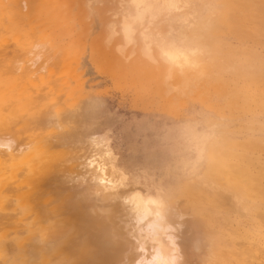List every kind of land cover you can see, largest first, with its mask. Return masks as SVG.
Masks as SVG:
<instances>
[{"label": "bare ground", "instance_id": "obj_1", "mask_svg": "<svg viewBox=\"0 0 264 264\" xmlns=\"http://www.w3.org/2000/svg\"><path fill=\"white\" fill-rule=\"evenodd\" d=\"M41 1L0 0V13L5 16L1 15L3 19L0 20L8 23L6 25L0 22L7 26L0 28H8L6 31L22 30L20 34L16 32L20 37L12 34V30H3L6 34L0 31L1 37L5 36L4 41L14 37L18 42L17 38L27 40L32 36L34 41L44 34L50 35L49 38L53 35L57 40L61 38L62 35H55L54 28L61 27L60 31L63 32L69 24L62 27L55 22L57 25L47 24L48 29L31 26L41 22V19L34 21L40 12ZM108 1L102 13L116 8L118 10L110 14L104 13L103 16H99V11L96 10V7L101 8L98 4L103 3V0H46L44 3L55 11L63 3L72 6L76 9V23L83 28H90L92 22L105 27L104 48L109 60L116 65L136 67L145 64L155 71L161 69L162 72L150 73L158 79L157 91L168 101L177 96L179 100L181 95L192 93L198 86L213 81L216 73L220 72L215 70L216 64L211 60L216 59L217 53L215 56L209 55V45L215 39L210 32L218 22L227 24L226 22L234 21V18L228 16L224 19L221 17L227 2L215 0L211 5H206L204 0ZM42 14L46 15L45 12ZM45 15L42 19L44 23L47 18ZM159 15H164L168 22L164 38L158 37L159 33L156 34L150 27ZM64 17L68 18V14ZM52 18L57 19L53 15ZM63 20L65 22V18ZM237 21L243 20L237 16ZM171 22H175V26ZM24 26H31L30 31ZM71 29L68 31V39L72 35ZM44 30L46 32L43 33ZM73 39L70 38L69 42ZM116 40L120 42L115 43ZM20 41L23 44L25 42ZM45 42L43 45L39 43L42 45L40 48L38 43L31 42L30 48L25 43L26 48H22L20 55L23 57L25 51L30 55L25 54L29 58H21L22 61L17 57L13 59V50L10 54L12 58L4 57L6 43L1 48L4 53L0 54V58L4 63L0 61L3 63L0 72L10 73L6 76L0 73V143L14 140L15 144L11 146V153L0 152V263L137 264L141 258L149 260L155 254L153 249L159 245L151 239L148 226L158 222L168 229L166 234H161L158 229L155 233L159 244L163 245L162 252L174 255L175 264H183L186 259H180L185 258L183 255H187L188 248L186 244H182V256L179 253L176 256L173 251V248H177L173 240L174 234L170 231L175 228L172 225L175 216L182 218L179 221L181 223L188 221L189 213H194L196 217L200 215L199 218L205 222L204 225L197 222L198 226H203L200 225L198 229L202 228V231L199 229L202 238L200 241L202 243L203 240L205 245L202 250V256L205 257L202 259L200 256L203 261L199 259L201 264H264V162L254 160L256 164L252 167L251 152L245 149L235 152V146L239 149L248 143L234 142L225 135L228 130L223 127L215 137L205 139L214 128V123H207L203 119L200 131L206 134L199 132L197 128L192 129L200 143L197 152L195 149L194 158L175 159L178 163L182 162L185 171L182 170L181 175L169 181H157L150 187L142 180L147 176L149 162L126 161L125 166L118 163L110 144L109 129L102 130L110 122L92 118L91 102L78 105L75 89L60 88L63 84L58 87L56 77L39 74L45 72L43 67L47 64L44 60L49 54H53V63L62 55L66 59L71 58L66 53L69 51L66 48H70L67 44L69 42L63 44L67 46H62L64 51L59 49L61 42L54 43H59V48L56 47L59 53L55 48L46 50L48 44ZM38 49L48 53V56L44 54L43 59ZM48 49L55 51L58 56ZM32 50H36L34 55L33 52L30 53ZM245 51V45L240 43L237 53L242 69L247 59ZM222 53L229 57L227 52ZM262 55L264 56V51L257 53L258 57H263ZM38 56L40 62L36 59ZM48 58L51 59L52 56ZM45 61L48 62V59ZM61 61L58 60L56 64L59 65ZM64 61L61 63L64 64ZM66 62L68 63L65 61V64ZM63 66L64 70L65 65ZM221 68L228 72L226 67ZM38 79L43 83L40 88L27 87V83L35 84ZM62 81L65 79L62 78ZM85 89L87 88L78 90L79 95L88 100L94 90L91 85ZM138 111L171 115L169 110L162 112L142 108ZM99 130L101 131L97 132ZM208 141L210 158L206 161L204 149ZM256 141V146L264 153V140ZM145 207L148 215H145ZM157 211L160 213L158 221L154 215ZM223 229L230 231L226 233ZM232 234H236L235 238L238 240L232 241ZM168 237L172 238L171 241ZM141 244L144 251L140 250ZM254 250H258L261 256L254 255Z\"/></svg>", "mask_w": 264, "mask_h": 264}, {"label": "rangeland", "instance_id": "obj_2", "mask_svg": "<svg viewBox=\"0 0 264 264\" xmlns=\"http://www.w3.org/2000/svg\"><path fill=\"white\" fill-rule=\"evenodd\" d=\"M42 1H41L42 4H40V6L41 5L42 6L41 7L39 6L40 12L37 13L36 19L34 20L35 22H37L41 19V22L35 23L33 21L35 24L31 23L32 24L31 26L32 27L37 26L38 27V28L36 27L37 29H39V27L41 28V26L43 27L41 29H48V26H46L47 24L49 26L58 24V26H62V27H64V25L69 24L70 26L67 25V29L68 26L70 29L71 27L73 29V30L71 29L70 32V35L72 33L73 36L71 35L72 37L71 36L69 37V39L71 38V40L72 38H74L73 41H71L72 44H69L71 42H69L68 39L69 36L68 31L70 29H68V31L67 29L66 30L64 29V31L61 32L60 31L62 30L61 27H55L54 28V31H56L55 35L58 37L62 35L59 40L54 39L55 36L53 35H51V38H49L50 35L48 34L42 35L41 38L43 40L41 38L36 40L34 37L36 41L35 40L32 41L33 36L28 37L30 40L28 38L27 40L26 38L22 39V37L21 39L17 38V40H19L18 42L14 37H12L11 39L10 37L7 38L10 41L14 39L12 41L15 43L14 44L12 42H9L7 39L4 41L5 39L4 35H3L4 37H1L3 30L5 32H10L12 29L6 31L8 30V28L7 29L0 28L1 29L0 31H2L0 32V39L2 38L1 40L3 41L1 42L0 40V43H2L0 45V50L2 46L4 48L5 43L8 44V45L5 44L6 53L10 50V53L9 54L7 53L8 55L4 53V49H2L3 51L1 50L2 52L0 51V54L2 55V53H4L3 54L4 57L8 56L12 58L14 56L13 59H16L17 57V59L20 58L19 60L22 61V59L26 60L27 58H29L28 55H27L28 57L25 56V54L28 53V52L26 53V51L24 54L25 57L24 56L22 57V55H20L22 54L20 52L23 51L22 48L24 47L25 43H26L25 46L27 47L30 44H32L31 42L38 43L39 45V43L42 44L44 41H46L45 43L48 44V47L46 46V50H47V48L56 49V47H58L59 43L61 42L62 44L60 43L59 46L60 48L59 47L58 48L63 50V48L67 47L66 45L63 46V44H66V41L69 42L67 44L68 47L70 46V48H66V50L69 49V51H66V53L68 52L67 57L70 56L71 58H67L68 59L67 60L66 57H64L65 55H62L64 59H62L63 58L62 56H59V59L56 57V59H58L59 61L60 59L62 61L64 60L68 61V63L66 62V64L65 61L64 64L61 63L62 62L61 61L60 62L61 64L58 62L59 63L58 65L56 64L58 60L55 61V63H53L54 61V60L52 61L53 54L52 55L49 54L48 56V53L45 54L46 52L43 53V51L41 52L38 49L42 53V58L45 57V55H47L48 57L52 56L51 59L45 57V60L48 59V62L50 63L44 60V63L47 64V66L45 64L44 65L47 68L43 65L44 66L43 70H45V72H41L39 74L43 75L44 77H49V76H51L50 78L56 77L59 83L58 87H60L62 84L63 85L65 84V86L62 85V87L60 88L66 87L67 89L70 88L75 89L74 95L76 101H78V105H84L91 102L90 104L92 107L90 109H91L92 118L97 121L108 120L110 122V125L108 127L106 126L103 127L102 130L109 129L108 136L110 138V144L117 155L118 163L120 165L125 166L126 161L127 162L140 161L142 163L149 162L147 165L149 166V168L147 167L148 170L146 169L147 176L144 179L142 178L143 183L148 184L151 187V185L157 181H162V180L169 181L173 177L179 176L182 174V172L185 171V169L182 167L181 164L182 162L178 163L179 161H176L175 159L179 160L181 158L182 159L194 158L195 149L197 152L200 143L197 140L196 134L192 132V129L194 130V128H197L198 131L202 133L203 131L200 130L202 129L201 121L203 119L207 121V123L209 122L214 123V128L208 132L209 135L205 136V139H207L206 137L211 139L210 136L215 137L216 134L220 133V128L223 127L224 129L228 130V134L225 133V135H228L230 138H232L234 142L243 141L245 143H248L243 148H239V149H237L235 145L234 146L236 153L242 152L241 151L242 149L251 152L252 161H253L252 167L256 164L254 160L257 161L259 159V161L264 162V157H263L264 153L262 150L259 149V146L258 147L256 146L257 144L256 142H258L256 140L259 139L260 141L264 140V63H263L264 56L263 55H262L263 57L257 56V53L259 54V51L261 53L264 51V0H222L224 3L227 2V7L226 9L222 10L223 12L221 17L224 19L225 17L228 16L234 18V21L232 23L226 22L227 24H224V22L223 23L218 22L214 27H212L210 32L211 33L210 35L213 36L215 39L211 41L212 43L209 45L210 48L209 55L215 56L214 54L217 53L215 56L216 59H211V60L216 64L215 70L220 72H217L218 75L216 73V76H214L213 81L198 86L197 88L194 89L192 93L187 94L188 96L181 95L182 97L180 96L181 98L179 100L177 99L179 98L177 96V98L174 97L173 100L171 101H168L167 98L163 97L162 93H159V91H157V87H159V85H157L158 79L156 78V76H153L150 73V72H162L161 69L155 71L149 68L145 64H143L142 66L138 65L136 67L116 65L113 61L109 60L104 48L103 41L105 35V29H104L105 27H100L98 23L95 25L92 22L90 28H83L81 27V25H78L76 23L77 21V18L75 16L76 9L72 8V6L63 3L58 7V10L55 11V10H51L49 6L44 3L46 2V0L45 1L42 0ZM204 1L206 5H211L215 0H204ZM105 3H109V1L103 0V3H99L98 6H100L101 8H97L96 7L97 5H95L96 10L99 11L98 14L99 16L100 14L101 16H103L104 13L110 14L118 10V8H116L112 10H107L108 12L102 13L101 11L105 10ZM43 11L46 13V15L42 14L44 13ZM52 11L54 12V14ZM51 13L57 19L52 18ZM67 14H68V18L64 17L65 18V22H64L63 16H66ZM1 15L2 14L0 13V18ZM44 15L47 16L48 18V20L47 18L45 19V23L44 20H42L44 19ZM2 16L5 17L4 15ZM237 16L241 17L243 21L242 22L237 21ZM3 17L1 19H3ZM57 20L60 21L59 22L60 24L58 23ZM51 21H53L54 23L53 22L51 23ZM0 22L2 21L0 20ZM55 22L57 24H55ZM5 24L8 25L7 21ZM5 24L2 25L0 24V27L1 26L3 27ZM72 24L73 26L75 25L76 26L73 27L71 26ZM171 24L175 26V22H171ZM224 25H226L227 27H225ZM16 26L18 27L19 25L16 24ZM31 26L28 27L24 26V28L27 27V29H29L28 31H30ZM167 26H168V22L164 18V15H159L154 20V22L151 24L150 27L152 30H154L156 34L159 33V35H157L158 37L164 38L163 36L167 29ZM17 27L16 29L19 28ZM5 32H3V34ZM16 32L17 31L14 29L13 33L12 32L11 33L16 35L17 37L18 36L20 37L21 35H17L19 31L17 33ZM21 32L22 30H20L19 34ZM44 32H46V30H44L43 33ZM77 32L79 33L74 34ZM11 33H8L9 36L11 35ZM246 37L247 39L249 38L250 40H247ZM75 38L77 40H75ZM50 39H53L55 42H53V40ZM61 39L63 41H60ZM20 40L25 41L24 44ZM57 42L59 43L54 44ZM117 42H120V40H116L115 43ZM240 43H243L246 48L245 54H246L247 62L245 61V65L243 66L244 67L243 69L241 68L242 66L238 59V53H237L238 45ZM251 45L254 46L252 47ZM80 46L82 48H80ZM7 48L9 50H7ZM35 48H37V46ZM11 50H13V52ZM51 51L53 50H50V52ZM55 51L59 53L57 49ZM55 51H53V53ZM222 51L227 52L229 54V57L223 56ZM32 52L33 50L30 53ZM56 52L55 55H57ZM61 53L66 54L65 52L62 51ZM10 54L13 56H11ZM31 57L32 55L30 56V58ZM1 60L3 62L2 58H0V61ZM49 60H51L52 62ZM2 62L0 63L1 67L4 63ZM27 62L29 63V61ZM38 62H40V60ZM34 65L36 64H32V66ZM63 65H65L64 70H63L64 67ZM221 67H226L229 73L226 72V70ZM73 68L74 71L73 70L71 71V69ZM234 69H236V71H234ZM76 70H79L78 72L80 74L76 72ZM60 71L62 73H60ZM82 71L83 73H81ZM0 73L2 76H6L10 72H5V73L0 72ZM62 78L65 79L66 83L65 81H62ZM81 83L84 85H82ZM42 84H43L42 80L38 79L35 84L27 83V87L32 86L33 88L38 89L42 86ZM88 85H91V89H93L94 92H92L93 97L91 96L90 99L86 100L85 96L79 95L78 90L82 88L88 89ZM72 86L74 88H72ZM178 101L181 102V105L180 102ZM145 102H147V104ZM176 102H178L179 104L177 103L178 104L177 105ZM132 108H136L138 110H141L142 108L153 111L160 110L162 112L165 110H169V113H171L172 116L167 113H158V112L144 113L138 110H134ZM100 131L101 130L97 132ZM168 131H170V133H167ZM203 134L206 133L203 132ZM209 143L210 141H208L204 149L206 161L209 160L210 158V149L208 145ZM167 170L171 172H168ZM158 172H161V174H159ZM189 214L187 215V220H188L187 222L180 223L179 221L182 219L180 216H175L173 218L172 225L175 228L172 227L173 229H171L170 232L174 234L173 240L176 243V247H177L174 252L177 254L176 256H179V254L182 253V251L180 250L181 245L186 244L188 248L186 252L188 253L187 255H183L185 256V258L181 257L180 260L186 259L185 261L187 262L183 260L184 261L183 264H199V263L201 264L199 259L200 256L201 258L204 256V255L202 256L203 253L202 250H203V246L205 248V245L203 240L202 243L200 241V239H202L200 235L202 228L200 227L201 231H199L200 228L198 229V227L200 225L202 226V224L204 225L205 222L199 218L200 215L199 217L198 215L196 217L194 213H192L191 215ZM192 215L195 216L196 219L199 218L200 220L199 219L196 220L195 217H193ZM197 222L198 223L202 222V224L198 226ZM196 229L198 230L196 231ZM228 231L230 230L223 229V232L229 233ZM235 235L236 234H232L230 236V238H233L232 241L238 240L237 238H235ZM226 236L228 237L229 235ZM195 237L196 239L194 240ZM259 254L260 253L258 250H254V255L261 256Z\"/></svg>", "mask_w": 264, "mask_h": 264}, {"label": "clouds", "instance_id": "obj_3", "mask_svg": "<svg viewBox=\"0 0 264 264\" xmlns=\"http://www.w3.org/2000/svg\"><path fill=\"white\" fill-rule=\"evenodd\" d=\"M36 59L39 60L40 57L38 56ZM14 144H15L14 140H8V141L0 143V152L11 153L12 152L11 146ZM150 203H155V201H150ZM148 214L149 213H148L147 207H145V215H148ZM154 215L156 216L157 221H158L160 219L159 211L154 213ZM141 219H144V216H141ZM148 227L151 230V233H150L151 239L155 241L159 246L153 249L155 254L151 257V259L144 260L143 258H141V260L137 261V264H175L176 257L171 254L165 255L164 252H162L163 245L159 244V240L157 239V236L155 234L157 229L159 230L161 234H166L168 231L167 227L162 226L158 222H154L150 224ZM168 239L169 241H171L172 238L168 237ZM140 250L144 251L143 244H141ZM173 251H175V248H173Z\"/></svg>", "mask_w": 264, "mask_h": 264}]
</instances>
